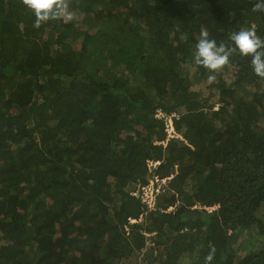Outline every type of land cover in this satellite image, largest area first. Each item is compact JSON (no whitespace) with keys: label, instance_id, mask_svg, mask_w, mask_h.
Segmentation results:
<instances>
[{"label":"trees","instance_id":"trees-1","mask_svg":"<svg viewBox=\"0 0 264 264\" xmlns=\"http://www.w3.org/2000/svg\"><path fill=\"white\" fill-rule=\"evenodd\" d=\"M258 2L73 0L36 29L0 0V264H264V79L194 63L201 28L264 40Z\"/></svg>","mask_w":264,"mask_h":264},{"label":"clouds","instance_id":"clouds-1","mask_svg":"<svg viewBox=\"0 0 264 264\" xmlns=\"http://www.w3.org/2000/svg\"><path fill=\"white\" fill-rule=\"evenodd\" d=\"M73 0H22L23 5L33 13L35 21L33 27L39 29L43 24L50 21L63 20L65 23L72 21L73 14L70 11V6ZM253 11L260 12L264 11V0L256 3L253 6ZM181 41H187V36L182 34L180 36ZM229 39L233 42L232 47L226 46L224 42L217 44L215 39L209 38V33L206 29L201 28L200 38L195 46L194 52V63L197 67H203L210 73H217L224 70L225 67L230 65V57L237 51L243 57H251V66L256 76L264 79V40H262L257 34L254 28L240 30L233 32ZM209 81L215 80V75H209ZM159 116L161 113L158 114ZM165 116V115H164ZM166 121L170 122L171 119L165 116ZM169 134L174 137L172 126L169 127ZM168 136V138H170ZM155 164V168L159 165L158 162H148ZM148 166L149 172H153L155 168ZM151 180L148 184L143 186H152L154 189L158 188L161 194L162 190L166 188L168 180L158 179L151 174ZM142 186H138L135 190ZM133 192L132 195L135 193ZM156 194V195H158ZM134 196V195H133ZM136 197V196H135ZM139 198V197H137ZM140 199V198H139ZM141 200V199H140ZM142 202V201H141ZM150 210L151 208L145 204ZM171 209V208H169ZM192 209H196L193 208ZM205 209L200 207L197 210ZM154 210V207L153 209ZM131 220H129L130 222ZM134 221V220H133ZM216 248L210 246L208 254L204 258V264H211L215 258Z\"/></svg>","mask_w":264,"mask_h":264},{"label":"rangeland","instance_id":"rangeland-1","mask_svg":"<svg viewBox=\"0 0 264 264\" xmlns=\"http://www.w3.org/2000/svg\"><path fill=\"white\" fill-rule=\"evenodd\" d=\"M73 14V13H72ZM78 16L77 15H75V14H73V18L75 19V18H77ZM73 20V19H72ZM82 30H85L86 28H81ZM221 73H222V71H221ZM222 76L223 77H226V75L224 74V72L222 73ZM211 83V81H209V79L208 80H206L204 83H197V84H194V85H192V90H194V91H199L200 93H201V95H202V97H206V95L209 93V92H207L206 91V89H207V86L209 85ZM148 165L149 166H156L155 164H153V163H148ZM147 190H152L151 188L150 189H147ZM149 191H147V194L148 193H150ZM150 197L148 196V199H149ZM149 200H151V199H149ZM153 206V203H151L150 204V207H152ZM201 206L199 205V204H197V205H195L193 208H196V209H198V208H200ZM151 209H153V208H151ZM150 209V210H151ZM170 211H172V208L171 209H168L167 210V212H170ZM205 217V215L204 214H202V217ZM205 220H206V217H205ZM139 223V224H141L142 222H143V218L142 217H140L139 218V220H131L129 223ZM151 246V244L150 243H148L147 244V246H146V250H148V247H150ZM155 254H157V255H159V253H158V251L157 252H155ZM184 259H186V257L184 258ZM183 259V260H184ZM184 262V261H183ZM117 264H135V257H133V258H129V259H127V260H125V261H121V262H119V263H117ZM137 264H140V261H137Z\"/></svg>","mask_w":264,"mask_h":264},{"label":"built area","instance_id":"built-area-1","mask_svg":"<svg viewBox=\"0 0 264 264\" xmlns=\"http://www.w3.org/2000/svg\"><path fill=\"white\" fill-rule=\"evenodd\" d=\"M169 127L171 126L170 125V122H169ZM152 168H155V166H152ZM152 189V190H147V189ZM147 191H149L150 193L147 194ZM160 193V190L158 188L154 189L152 186H142L138 189V191H136L133 195L136 196V197H139L142 201V203L144 204H147L149 208H153L154 207V200H155V197H156V194ZM148 196L150 197L149 200L148 199ZM153 203V206L150 207V204Z\"/></svg>","mask_w":264,"mask_h":264}]
</instances>
